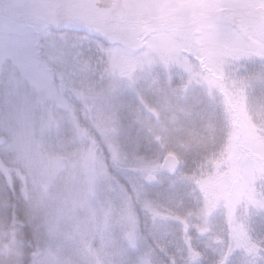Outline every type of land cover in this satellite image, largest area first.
Here are the masks:
<instances>
[{
	"label": "rangeland",
	"instance_id": "374dc122",
	"mask_svg": "<svg viewBox=\"0 0 264 264\" xmlns=\"http://www.w3.org/2000/svg\"><path fill=\"white\" fill-rule=\"evenodd\" d=\"M262 9L0 0V264H264Z\"/></svg>",
	"mask_w": 264,
	"mask_h": 264
},
{
	"label": "water",
	"instance_id": "95a60500",
	"mask_svg": "<svg viewBox=\"0 0 264 264\" xmlns=\"http://www.w3.org/2000/svg\"><path fill=\"white\" fill-rule=\"evenodd\" d=\"M3 143H4L3 139H0V144H3ZM180 168L181 166H180L178 159L173 155H169L164 160L161 170L164 174L168 176H174L180 171ZM148 182L149 183L154 182V178L150 177L148 179Z\"/></svg>",
	"mask_w": 264,
	"mask_h": 264
},
{
	"label": "trees",
	"instance_id": "16d2710c",
	"mask_svg": "<svg viewBox=\"0 0 264 264\" xmlns=\"http://www.w3.org/2000/svg\"><path fill=\"white\" fill-rule=\"evenodd\" d=\"M262 14H260V15H262L261 16V20H260V22L259 23H264V21H262L263 20V18H264V10L262 9ZM200 16H198V18H199ZM247 18V17H246ZM262 23V24H263ZM259 25V24H258ZM258 25H256V26H258ZM255 27V26H254ZM82 29V28H81ZM199 125V124H198ZM16 196H15V200L16 201H19V199H18V197H19V195H17L16 193H14ZM23 202V201H22ZM24 203V202H23ZM22 209V211H17L13 206H11V210H12V214H11V217H13L15 220H14V222L15 223H18L19 222V224H18V226L19 227H29V223H28V220H27V218H26V214H25V209L22 207L21 208ZM10 210V211H11ZM24 210V211H23ZM22 235V234H21ZM23 236V235H22ZM28 236V233H26V237Z\"/></svg>",
	"mask_w": 264,
	"mask_h": 264
}]
</instances>
